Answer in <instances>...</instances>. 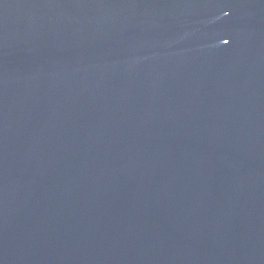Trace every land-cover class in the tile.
<instances>
[{"label": "water", "instance_id": "95a60500", "mask_svg": "<svg viewBox=\"0 0 264 264\" xmlns=\"http://www.w3.org/2000/svg\"><path fill=\"white\" fill-rule=\"evenodd\" d=\"M0 264H264V0H0Z\"/></svg>", "mask_w": 264, "mask_h": 264}]
</instances>
